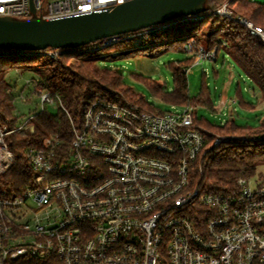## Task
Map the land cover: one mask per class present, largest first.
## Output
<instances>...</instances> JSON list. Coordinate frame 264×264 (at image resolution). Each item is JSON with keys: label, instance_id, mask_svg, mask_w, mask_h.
Listing matches in <instances>:
<instances>
[{"label": "built area", "instance_id": "1", "mask_svg": "<svg viewBox=\"0 0 264 264\" xmlns=\"http://www.w3.org/2000/svg\"><path fill=\"white\" fill-rule=\"evenodd\" d=\"M124 1L0 0V15L28 18L34 7L57 19ZM228 1L214 13L244 25L264 45V26L233 13ZM149 30L123 38L138 43ZM120 37L87 47L97 50ZM184 49L196 63L217 59V49L198 46L194 38ZM61 52L48 51L53 57ZM34 93L41 109L23 121L18 116L13 127L0 124V264H264V178L240 176L224 190L199 182L204 155L229 137L217 135L207 144V129L194 117L198 107L171 104L155 111L112 87L98 89L67 144L50 133L27 147L28 181L16 185L9 172L17 156L8 136L33 133L45 105L61 102L48 90Z\"/></svg>", "mask_w": 264, "mask_h": 264}, {"label": "trees", "instance_id": "2", "mask_svg": "<svg viewBox=\"0 0 264 264\" xmlns=\"http://www.w3.org/2000/svg\"><path fill=\"white\" fill-rule=\"evenodd\" d=\"M226 1L228 0H206L205 9L200 13L201 18L178 17L167 22L166 26L150 28L139 37V44L135 43L136 37L123 38L131 32L121 34L117 42L97 50H90L84 45L75 49H62L55 57L48 53L52 47L39 51L0 48V124L13 127L18 121L14 104L16 86H12L6 80V74L10 69H31L37 75L32 81V91L36 88L48 90L61 101L57 104L56 112L50 111L48 105H45L36 115L33 133L15 131L8 136L9 146L17 156L15 166L9 172L14 183L24 185L28 181L27 147L39 143L44 135L50 133H58L67 144L73 136V125L78 127L81 125L86 106L98 89L112 87L130 100L139 102L151 110H164L127 85L121 70L100 66L99 59L108 60L147 50L154 51L162 44L177 50H185L184 45L193 36L196 38V45H203L207 50L217 49L216 61L221 51L222 64L226 62L228 55L232 57L233 67L239 66L264 94V45L256 36L250 34L244 25L214 13V10ZM227 6L236 15H244L255 24L264 26V2L229 0ZM198 32L202 33L199 38ZM138 45L143 48H139ZM111 51L117 54L112 55ZM195 58V55H192L185 60L169 63L173 76L171 88L149 75L139 74L137 77L147 83L153 94L170 104L193 105L198 109L204 106L216 112V99L207 84H202L196 96L189 95L186 69L194 63ZM10 88H13V91H8ZM233 99L239 107L251 112L257 111V105L247 99L239 80L234 89ZM236 114L238 115V112ZM194 117L196 122L207 129L205 132L207 144H211L217 135L229 137L204 155L203 177H198L200 183L212 189L224 190L234 185L240 176L258 173L259 177L264 178L263 173L257 171L258 165L264 164V119L258 125H252L249 122L241 124L235 117L215 122L207 117H200L198 111ZM10 264L49 263L18 259Z\"/></svg>", "mask_w": 264, "mask_h": 264}, {"label": "rangeland", "instance_id": "3", "mask_svg": "<svg viewBox=\"0 0 264 264\" xmlns=\"http://www.w3.org/2000/svg\"><path fill=\"white\" fill-rule=\"evenodd\" d=\"M260 1L264 2V0ZM201 34L198 32L197 38L201 37ZM192 39L193 36L190 37V40ZM194 41L197 42L196 38ZM136 44L139 43L136 42ZM138 47L143 48L139 45ZM111 54L116 55L117 53L111 51ZM192 54V52L177 50L162 44L154 51L147 50L108 60L102 58L98 60V63L100 66L121 70L127 85L142 94L146 100L153 102L161 109H165L171 104L153 94L147 83L143 79L138 78L137 75H149L171 88L173 86V76L169 63L185 60L191 57ZM219 56L217 61L205 58L201 59L199 63H192L187 68L189 95L191 97L196 96L202 84L205 83L210 87L211 94L216 99V112L200 106L199 109L197 108L199 116L207 117L215 122L235 117L241 124L249 122L252 125H258L264 119V94L239 66L233 67L234 60L232 57L228 55L226 62L222 64L223 51L220 52ZM35 78H37V75L31 69L21 70L20 68H15L10 69L6 74L7 82L12 86H16L14 89L15 113L19 116L20 121L29 117L34 109H41L40 97L32 91V81ZM238 80L241 82V87L247 99L254 101L257 105L256 112L243 109L234 101V89ZM48 109L56 112L58 109L57 103L49 104ZM237 112L238 115L236 114ZM257 169L258 172H262L264 175V164L258 165ZM256 175L259 176L258 173Z\"/></svg>", "mask_w": 264, "mask_h": 264}, {"label": "water", "instance_id": "4", "mask_svg": "<svg viewBox=\"0 0 264 264\" xmlns=\"http://www.w3.org/2000/svg\"><path fill=\"white\" fill-rule=\"evenodd\" d=\"M206 0H125L112 9L83 15L46 19L0 15V48L39 51L78 48L102 38L133 33L175 18L197 15Z\"/></svg>", "mask_w": 264, "mask_h": 264}]
</instances>
